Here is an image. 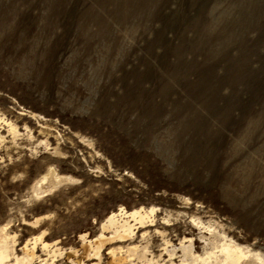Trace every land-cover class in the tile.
I'll return each instance as SVG.
<instances>
[{"label": "rangeland", "instance_id": "rangeland-1", "mask_svg": "<svg viewBox=\"0 0 264 264\" xmlns=\"http://www.w3.org/2000/svg\"><path fill=\"white\" fill-rule=\"evenodd\" d=\"M0 228L54 264L264 259V0H0Z\"/></svg>", "mask_w": 264, "mask_h": 264}, {"label": "bare ground", "instance_id": "bare-ground-1", "mask_svg": "<svg viewBox=\"0 0 264 264\" xmlns=\"http://www.w3.org/2000/svg\"><path fill=\"white\" fill-rule=\"evenodd\" d=\"M128 214H129V217H132V218L138 220V222L140 224L142 223L143 214H141L140 211H132V212H129ZM200 225L202 226V224H200ZM104 227L108 228V229H113V234L109 238H106L103 235H100L97 239H95L94 244H95L96 248L94 249V252L91 249L93 247V246L91 247V244H87V245L83 244V248H84V252H83L84 257L82 256L83 258L87 259L89 257V252H91V251L94 253L95 256H98V254H100L99 253V250L101 249L100 247L103 244H105L106 242H108L110 240L116 239V238H119V239L126 238L129 235V233L131 232V227L129 226L128 222L123 221L122 223L118 224L115 220L114 214H111L108 217V219L105 222ZM197 228L200 229V227H197ZM203 228H204V226H203ZM208 232H211V230ZM215 234H216V232H215ZM216 235H218V234H216ZM38 236H40V235H38ZM209 236H210V233H209ZM211 236H213V235L211 234ZM221 236H222V234H221ZM15 241L16 240H14V237H10L9 234L6 232V229L0 228V264H33V263L34 264H54L53 263L54 260L53 261H50V260L47 261L45 259H41V256L40 255L38 256L36 251H35L37 249V245L41 244L42 246H40V248H42L44 250L46 249L45 251L47 252V249L49 246H47L45 244L46 242L42 243L41 237H39V238L36 237L35 239L32 238L31 240L25 241L24 242L25 244L20 248V251H21L20 256L18 254H16V252L14 250V245H16ZM209 242H210V238H209ZM211 242H212L211 248H210L211 250L209 252H206L203 256L193 255V253H191V251H189V252L186 251L187 252L186 253L185 249L180 250L181 252L183 251L182 257L180 256L181 258L179 259L181 262L180 264H264V259L262 258V256L260 254L251 253L250 251L237 246L235 243H233L230 240L220 242L216 239V236H215V238H213V241H211ZM47 244H49V243H47ZM55 248H54V250H56ZM49 249H50V247H49ZM188 249H190V248H188ZM54 250L51 251L53 256L55 253ZM129 250H131V249H129ZM48 251H50V250H48ZM58 251H59V249H58ZM131 251H133V250H131ZM128 253H130V251ZM57 254L62 255L61 252L60 253L58 252ZM74 254H75L74 251H70L68 253V257H66V258L70 259V256H72ZM44 255H46V254H44ZM64 255H66V254H64ZM110 255H111L110 257H112L111 258L112 262H116L115 250L111 249ZM143 255H144V253H143ZM170 255L172 257V256H174V253H171ZM50 256H51V254H50ZM187 256L189 258H187ZM59 257H60V255H59ZM141 257H142V254H141ZM73 258H75V257L73 256ZM48 259H50V258H48ZM169 260H171V259H169ZM76 262L78 264L81 263L80 260L76 261ZM173 263H174L173 261H170L169 264H173Z\"/></svg>", "mask_w": 264, "mask_h": 264}]
</instances>
